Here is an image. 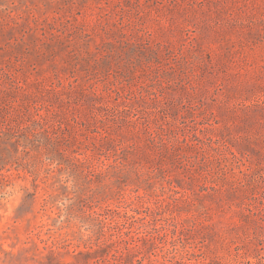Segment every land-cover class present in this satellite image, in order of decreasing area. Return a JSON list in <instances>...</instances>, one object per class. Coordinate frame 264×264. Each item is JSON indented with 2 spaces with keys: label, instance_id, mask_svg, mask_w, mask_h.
<instances>
[{
  "label": "rangeland",
  "instance_id": "rangeland-1",
  "mask_svg": "<svg viewBox=\"0 0 264 264\" xmlns=\"http://www.w3.org/2000/svg\"><path fill=\"white\" fill-rule=\"evenodd\" d=\"M0 264H264V0H0Z\"/></svg>",
  "mask_w": 264,
  "mask_h": 264
}]
</instances>
